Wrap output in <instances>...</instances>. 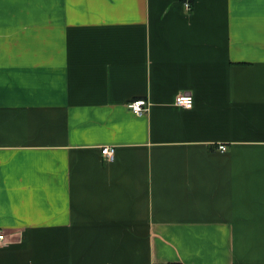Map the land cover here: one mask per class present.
Masks as SVG:
<instances>
[{"label": "crops", "instance_id": "1", "mask_svg": "<svg viewBox=\"0 0 264 264\" xmlns=\"http://www.w3.org/2000/svg\"><path fill=\"white\" fill-rule=\"evenodd\" d=\"M0 231V264H264V0H0Z\"/></svg>", "mask_w": 264, "mask_h": 264}, {"label": "built area", "instance_id": "2", "mask_svg": "<svg viewBox=\"0 0 264 264\" xmlns=\"http://www.w3.org/2000/svg\"><path fill=\"white\" fill-rule=\"evenodd\" d=\"M187 10L190 9V5L188 3L185 4ZM174 105L178 108L190 110L193 106V98L190 94L182 93L176 96L174 100ZM148 102L144 99H136L128 102L127 108L132 113L141 116L148 111ZM218 149L223 152L226 150V146L220 145ZM101 155L104 161L111 162L115 156V148L113 147H103L101 149ZM5 244V235L2 231H0V247Z\"/></svg>", "mask_w": 264, "mask_h": 264}]
</instances>
